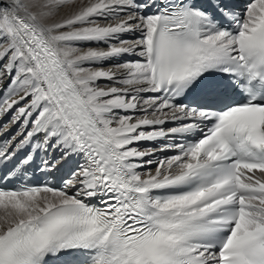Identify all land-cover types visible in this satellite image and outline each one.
I'll return each mask as SVG.
<instances>
[{"label":"snow or ice","instance_id":"6c2138e0","mask_svg":"<svg viewBox=\"0 0 264 264\" xmlns=\"http://www.w3.org/2000/svg\"><path fill=\"white\" fill-rule=\"evenodd\" d=\"M0 264H264V0H0Z\"/></svg>","mask_w":264,"mask_h":264}]
</instances>
